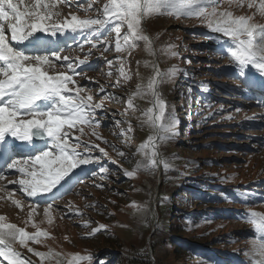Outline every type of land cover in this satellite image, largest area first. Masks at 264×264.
<instances>
[{
	"label": "rangeland",
	"instance_id": "obj_1",
	"mask_svg": "<svg viewBox=\"0 0 264 264\" xmlns=\"http://www.w3.org/2000/svg\"><path fill=\"white\" fill-rule=\"evenodd\" d=\"M104 2L106 0H98L94 7H102ZM83 3L86 8V0ZM62 5V10L59 7L58 10L63 17H69L70 13L81 18L96 15L94 11L85 13L75 4ZM226 7V3L221 5L222 9ZM232 10L236 14L247 15L255 12V9L247 8L235 10L233 7ZM254 22L264 23V17L257 14ZM143 27L145 34L149 31L154 38L152 54L145 50L143 41L130 56L115 52L114 46L113 50L106 52L100 46L91 50L92 55L88 60L93 70H89L88 65H82L83 74L73 77L93 95V103L104 104L103 111L97 110L96 120L100 121L101 127L96 132L107 143L98 140L87 127L84 135L76 129H73V134L80 136L86 144H98L105 151L110 147V154L105 156L94 149L91 155L100 157V163L90 164L91 171L80 178L82 184L57 198L48 216L44 212L47 203H39L33 212L36 202L25 198L19 190L14 191L19 186L9 181L16 180L19 174H5L0 186L8 185L5 190L11 192V196L9 198L7 192L6 195L0 192V216L6 218L5 223L15 224L28 233L38 229L47 232V237H41L39 243L29 242V247L39 252L51 250L59 253L64 264L72 254L91 255V264H99L100 261L106 264H198L199 253L206 255L207 261H202L204 264H251L250 257L245 253L251 248L254 229L242 216L250 212L264 214V108L238 103L245 82L238 77L229 58L220 51L221 45L215 39L218 34L212 33L198 19L158 16L147 19ZM169 45L176 46L174 51L179 53L178 56H170L163 51ZM88 46L86 44L80 49L75 44L62 55H68L73 60L77 57L84 59L90 48ZM118 56L126 58V70L131 75V80L127 82L121 78L119 85ZM107 60L114 61L111 76L107 75ZM158 61L166 69L165 72L175 64H179L178 68L183 70L174 79L166 78L158 88L169 111L174 109L177 121L176 135L162 142L158 149L161 159L168 162L169 168L165 170L160 165L151 171L141 169L134 178H129L124 174L125 170L132 171L138 163L145 161L137 149L153 134V130L146 123L141 126L145 120L142 113L152 107V97H137L134 104L139 110L135 112H126L127 99L137 85H147L155 75ZM146 63L148 66H145ZM65 70L60 67L56 69L58 72ZM80 70L77 69L78 72ZM181 77L185 84L181 83ZM101 86L106 93L118 99H103L105 93L100 92ZM200 89L214 95L216 93V97L212 101H208V98L199 100L198 106H194L191 99L200 96ZM224 97L232 99L223 100ZM195 109L201 112V119L194 126L192 118H187L190 127L186 128L188 125H184V121L178 117ZM116 121L131 123L133 132L128 134L127 142L120 133L128 127V123L117 125ZM78 151L83 152V148ZM118 151H123L126 156H119ZM110 157L117 160L114 165L108 164ZM100 165L106 167L108 172L101 173ZM192 171L194 174L189 180L187 176ZM92 172H96V175L93 176ZM188 181H197L200 185H196V188ZM211 182L224 183L226 187L217 189L210 196L214 205H202L198 201L202 195L200 189L215 186H210ZM97 184L104 187L97 188ZM181 193L190 200L186 206L179 208V202L175 199H181ZM13 200L19 201L22 207L17 208ZM180 202L185 201L181 199ZM133 204L139 207H133ZM157 204L161 206L159 220L155 218ZM177 209L180 210L176 219ZM77 210L82 215H76ZM193 217L196 222L187 224ZM49 218L51 224L48 223ZM85 221L91 222L89 227L81 226ZM101 224L107 226L106 231L82 238L88 237L92 228ZM166 225L176 226L182 232L166 236L162 228ZM154 227H157V232L153 234ZM170 239L175 240L174 249L169 248ZM215 244L217 247L213 246ZM14 247L33 264H41L39 257L18 242ZM176 249L181 251L175 254ZM188 254L194 258L190 262L187 261ZM3 264L7 263L3 261ZM43 264L56 262L51 259Z\"/></svg>",
	"mask_w": 264,
	"mask_h": 264
},
{
	"label": "snow or ice",
	"instance_id": "obj_2",
	"mask_svg": "<svg viewBox=\"0 0 264 264\" xmlns=\"http://www.w3.org/2000/svg\"><path fill=\"white\" fill-rule=\"evenodd\" d=\"M86 2L87 7L84 8L83 0H0V160L7 169L19 174L16 180L9 181L19 186L14 191L19 190L27 197L52 194L45 200L46 216L57 198L71 192L76 183L82 182L79 177L71 175L73 170L81 165L99 164L100 157L91 155L94 149L107 155L98 144H86L80 136L73 134V129H76L84 135L87 127L92 130L93 136L103 141L96 132L101 127L96 116L97 110L103 111L104 104L93 103V95L73 78L83 74L82 65H88L89 70H93L88 64L92 49L103 46L106 52L113 50L114 46L115 52L130 56L143 41L145 50L152 54L153 41L143 27L147 19L158 16L196 18L212 33L218 34L215 39L221 45L220 51L229 58L245 85L255 87L259 84L264 88V79H260L264 77V23L254 22L257 14L264 17V0H106L102 7H94L98 0ZM225 3L227 7L222 9L221 5ZM59 4H75L85 13L94 11L96 15L81 18L70 13L69 17H63L58 10ZM233 7L235 10L255 9V12L252 15L236 14ZM77 37L81 38L79 42ZM69 38L80 49L86 44L90 46L84 59L77 57L73 60L68 55H62L72 47L67 43ZM175 47L169 45L163 51L170 56H178ZM116 61L120 65L117 85L121 78L125 82L130 81L126 58L118 56ZM106 63L109 66L107 75L111 76L114 61L107 60ZM145 66H148L147 63ZM58 67L66 70L58 72ZM78 68L81 69L79 72ZM181 71L176 66L167 72L156 69L147 85H137L127 99L126 112H135L139 110L134 104L137 97H152V107L142 113L145 120L141 126L146 123L153 130V134L137 149L145 161L138 163L132 171L125 170L124 174L129 178H134L141 169L151 171L160 165L165 170L169 168L166 160L158 158V149L162 142L176 135L177 121L174 109L169 111L158 88L166 78L174 79ZM100 92L105 93L103 99H118L106 93L102 86ZM121 123H128V127L120 133L127 142L133 127L129 121H116L117 125ZM112 147L116 150L114 145ZM81 148L83 152L78 151ZM118 155L124 157L126 153L118 151ZM99 171L107 173L108 169L100 165ZM91 174L95 176L96 172ZM3 179L5 174L0 172V180ZM95 186L104 187L101 184ZM12 203L17 208L22 207L19 201L13 200ZM38 204L33 205V212ZM75 214L82 215L78 210ZM5 219L0 216V258H3L0 264L3 261L7 264H33L16 250L14 245L17 242L39 257L41 264L51 259H55L56 264H64L59 253L51 250L39 252L29 247V242L39 243L41 237L48 236L47 232L38 229L28 233L15 224L5 223ZM242 219L254 229L251 248L245 254L250 257L251 264H264V214L250 212ZM48 223H52L50 218ZM90 224V221H85L81 226L89 227ZM33 227L36 225L33 224ZM102 230L106 231L107 226L101 224L92 228L88 237L82 238H90ZM92 260L91 255L72 254L66 264H83L85 261L91 264ZM99 264L106 262L100 261Z\"/></svg>",
	"mask_w": 264,
	"mask_h": 264
},
{
	"label": "trees",
	"instance_id": "obj_3",
	"mask_svg": "<svg viewBox=\"0 0 264 264\" xmlns=\"http://www.w3.org/2000/svg\"><path fill=\"white\" fill-rule=\"evenodd\" d=\"M174 66H176L177 68H178V66H179V64H175ZM163 71L165 72L166 71V69L164 70V68H163ZM124 139H125V137H123ZM193 171L190 173V174H188L189 175V177L188 178H190V177H193ZM190 180V179H189ZM189 183L188 184H190V185H193V186H196V185H200L197 181H188ZM197 187V186H196ZM199 187H201V186H199ZM206 190V189H205ZM181 194H183L182 195V200L183 201H185V202H180V200L181 199H179L178 197H176V199L175 200H177L178 202H179V204H178V206H179V208L181 207H184V206H186V204H187V202L190 200V199H188V198H186L185 197V195H184V193H181ZM159 211H161V206L159 205ZM178 211L176 212L177 214V217H176V219L177 218H179L178 217V212H179V210L180 209H177ZM175 215V216H176ZM183 216V215H182ZM208 216H210V215H208ZM182 218H184V217H182ZM195 218H199V217H195ZM194 222H196V221H194V217L193 218H191V220H190V222L189 223H187V224H193ZM171 223H173V222H171ZM175 224H176V222H175ZM163 228V230H164V232H165V234H166V236H170V235H172V234H176L177 233V231H180V232H182V230H180V229H176V226H174V227H170V226H164V227H162ZM175 243V240H172V239H170V242H168V244L170 245L169 246V248H172V249H174V244ZM214 247H217V245L215 244V245H213ZM180 250V249H179ZM179 250L177 251V249L175 250L176 252H175V254H177L178 252H179ZM181 251V250H180ZM192 259H194V258H192L191 257V255L190 254H188L187 255V261L188 262H190V260H192ZM206 260V255H204L203 253H199V255H198V264H204L202 261H205ZM207 261V260H206ZM195 263H196V261H194ZM212 264V263H211Z\"/></svg>",
	"mask_w": 264,
	"mask_h": 264
},
{
	"label": "bare ground",
	"instance_id": "obj_4",
	"mask_svg": "<svg viewBox=\"0 0 264 264\" xmlns=\"http://www.w3.org/2000/svg\"><path fill=\"white\" fill-rule=\"evenodd\" d=\"M68 40H72V39H68ZM5 168H6V166H5ZM5 168H3L2 170H4ZM82 171H83V169H80L79 171H77V174H79V173H82ZM13 172H15V171H13ZM73 177H74V174H71ZM54 192L56 191L55 189L53 190ZM61 191H62V189H61ZM51 193H49V194H39V199H41V200H46L47 198H50L51 197Z\"/></svg>",
	"mask_w": 264,
	"mask_h": 264
}]
</instances>
